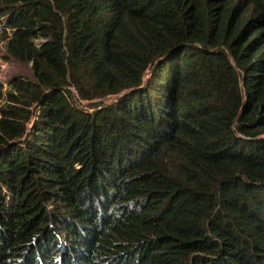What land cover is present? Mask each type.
<instances>
[{
  "label": "trees",
  "instance_id": "trees-1",
  "mask_svg": "<svg viewBox=\"0 0 264 264\" xmlns=\"http://www.w3.org/2000/svg\"><path fill=\"white\" fill-rule=\"evenodd\" d=\"M0 22L34 77L0 104V264H264V0H0Z\"/></svg>",
  "mask_w": 264,
  "mask_h": 264
},
{
  "label": "rangeland",
  "instance_id": "rangeland-1",
  "mask_svg": "<svg viewBox=\"0 0 264 264\" xmlns=\"http://www.w3.org/2000/svg\"><path fill=\"white\" fill-rule=\"evenodd\" d=\"M3 29L4 26L0 22V104L4 103L6 100V92L10 88L9 83L12 79L15 77H22L34 81L30 63L20 62L7 53ZM6 32L8 33L9 29H7ZM72 91L74 92V103L80 107L88 108L87 104L91 101L78 100L75 91L73 89ZM113 99L114 96H105L102 101L109 103ZM32 110L34 111V108H32ZM28 126H30V123H28Z\"/></svg>",
  "mask_w": 264,
  "mask_h": 264
}]
</instances>
